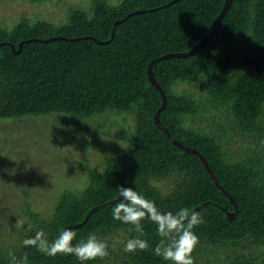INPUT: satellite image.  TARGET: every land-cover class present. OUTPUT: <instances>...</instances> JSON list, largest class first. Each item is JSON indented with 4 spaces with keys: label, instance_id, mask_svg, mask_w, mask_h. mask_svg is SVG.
Segmentation results:
<instances>
[{
    "label": "trees",
    "instance_id": "1",
    "mask_svg": "<svg viewBox=\"0 0 264 264\" xmlns=\"http://www.w3.org/2000/svg\"><path fill=\"white\" fill-rule=\"evenodd\" d=\"M224 6L225 0H89L70 6L62 23L21 18L0 26V120L88 119L107 111L133 118L131 146L105 156L102 169L75 176L84 180L81 188H64L46 211L21 205L23 227L14 245L0 242V264H11L10 253L18 261L27 255L29 264H79L75 256L50 257L23 245L39 230L51 242L69 228L77 241L93 233L109 245L106 259L83 264H171L151 250L123 251L138 233L113 219L120 187L165 213H200L196 264H264V0H232L205 44L173 55L199 44ZM152 61L164 107L149 80ZM158 111L176 140L205 157L222 188L198 154L156 123ZM142 223L141 238L155 248L157 225Z\"/></svg>",
    "mask_w": 264,
    "mask_h": 264
},
{
    "label": "rangeland",
    "instance_id": "2",
    "mask_svg": "<svg viewBox=\"0 0 264 264\" xmlns=\"http://www.w3.org/2000/svg\"><path fill=\"white\" fill-rule=\"evenodd\" d=\"M87 2L0 0V26L12 27L21 18L62 23L70 6L86 7ZM132 122L131 115L113 111L88 119L52 114L0 120V242L14 245L17 241L23 203L48 210L64 188L82 187L84 180L75 179L80 172L102 169L105 156L131 146ZM158 184L164 186L163 181Z\"/></svg>",
    "mask_w": 264,
    "mask_h": 264
},
{
    "label": "clouds",
    "instance_id": "3",
    "mask_svg": "<svg viewBox=\"0 0 264 264\" xmlns=\"http://www.w3.org/2000/svg\"><path fill=\"white\" fill-rule=\"evenodd\" d=\"M119 196L123 197L112 208L114 220L131 225L129 231L138 233L135 238H130L124 245L125 253L151 250L155 256L171 264H196L194 253L200 244V240L194 229L204 223L200 213L188 208H181L173 213L163 212L155 202L147 199L141 193L132 188H119ZM150 220L157 225V233L160 237L155 248H151L144 236L143 221ZM17 226L23 227V221H17ZM33 226L28 225L26 231L32 232ZM25 247H34L40 253L55 257L57 255H72L79 261L88 262L104 260L109 255V245L106 241L89 233L87 238L76 240V233L72 229H63L57 237L49 242L43 230H39L33 237L23 241ZM11 264H29L25 255L22 260H17L11 254Z\"/></svg>",
    "mask_w": 264,
    "mask_h": 264
},
{
    "label": "water",
    "instance_id": "4",
    "mask_svg": "<svg viewBox=\"0 0 264 264\" xmlns=\"http://www.w3.org/2000/svg\"><path fill=\"white\" fill-rule=\"evenodd\" d=\"M232 0H225V6L222 10V12L220 13V15L217 17L214 25H213V28L211 29V31L208 33V35L199 43L197 44L192 50H190L189 52L187 53H180V54H173V55H178V56H188V55H191L193 54L194 52H196L203 44H205L210 38L211 36L214 34L220 20L222 19L223 17V14L225 13V11L228 9L229 5L231 4ZM118 22H116L114 24V27H113V31H112V36H114V33H115V30H116V25H117ZM22 47V43L20 44V49ZM168 56H172V55H168ZM168 56H165V57H168ZM153 63L154 61L151 62V64L149 65V69H148V76H149V80L161 91L162 95H163V105L162 107L165 106L166 102H167V97H166V94L164 92V90L162 89V87L160 86V84L156 81L155 77H154V74H153ZM155 121L156 123L162 128L164 129L167 134L170 136V138L173 140V142L178 145L179 147L181 148H184L185 150L187 151H193L195 152L196 154L199 155V157L201 158V160L203 161V163L205 164V166L207 167L208 171L210 172L212 178L214 179V181L219 185V187H221V185L219 184L218 182V179L215 175V173L213 172V170L211 169V167L209 166L208 162L206 161L205 157L199 153L198 151H196L195 149H192V148H189V147H186L184 146L183 144H181L178 140H176L173 135L170 133V131L168 130L167 127H165L161 120L159 119V111L156 113L155 115ZM222 188V187H221ZM231 197V196H230ZM196 211V210H194ZM237 214V212H234V213H228V217L230 219H233L235 217V215ZM79 264H82L81 261H79Z\"/></svg>",
    "mask_w": 264,
    "mask_h": 264
}]
</instances>
